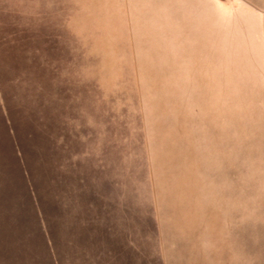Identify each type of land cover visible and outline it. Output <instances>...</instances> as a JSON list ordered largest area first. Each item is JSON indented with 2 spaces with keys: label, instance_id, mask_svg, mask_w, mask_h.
Wrapping results in <instances>:
<instances>
[{
  "label": "rangeland",
  "instance_id": "1",
  "mask_svg": "<svg viewBox=\"0 0 264 264\" xmlns=\"http://www.w3.org/2000/svg\"><path fill=\"white\" fill-rule=\"evenodd\" d=\"M0 264H264V0H0Z\"/></svg>",
  "mask_w": 264,
  "mask_h": 264
}]
</instances>
